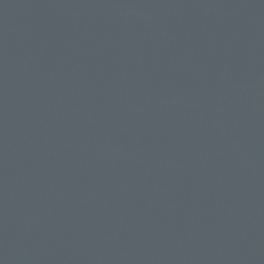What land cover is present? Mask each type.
Listing matches in <instances>:
<instances>
[{
  "label": "water",
  "instance_id": "obj_1",
  "mask_svg": "<svg viewBox=\"0 0 264 264\" xmlns=\"http://www.w3.org/2000/svg\"><path fill=\"white\" fill-rule=\"evenodd\" d=\"M0 264H264V0H0Z\"/></svg>",
  "mask_w": 264,
  "mask_h": 264
}]
</instances>
